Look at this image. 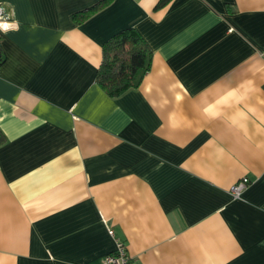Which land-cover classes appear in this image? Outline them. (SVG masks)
<instances>
[{
    "label": "crops",
    "instance_id": "1",
    "mask_svg": "<svg viewBox=\"0 0 264 264\" xmlns=\"http://www.w3.org/2000/svg\"><path fill=\"white\" fill-rule=\"evenodd\" d=\"M158 2L0 0V264H99L108 229L132 264H264V0ZM127 29L150 68L112 98Z\"/></svg>",
    "mask_w": 264,
    "mask_h": 264
},
{
    "label": "trees",
    "instance_id": "2",
    "mask_svg": "<svg viewBox=\"0 0 264 264\" xmlns=\"http://www.w3.org/2000/svg\"><path fill=\"white\" fill-rule=\"evenodd\" d=\"M168 1L159 0L156 7H161ZM87 15L88 13H84L75 20H83ZM4 61L5 56L0 47V66ZM150 61L151 52L139 34L133 29L121 31L102 46V60L97 70L96 82L110 97H119L139 85L150 68Z\"/></svg>",
    "mask_w": 264,
    "mask_h": 264
},
{
    "label": "built area",
    "instance_id": "3",
    "mask_svg": "<svg viewBox=\"0 0 264 264\" xmlns=\"http://www.w3.org/2000/svg\"><path fill=\"white\" fill-rule=\"evenodd\" d=\"M0 25H8V27H0V31H7L15 27V23L11 18L9 11L5 9V6L0 3ZM249 180L247 177H243L234 183L229 188V195L233 199H240L243 191L247 188ZM110 237L114 241V250L107 254L99 264H132L131 259L126 252V247L123 241L115 238L112 229L107 230Z\"/></svg>",
    "mask_w": 264,
    "mask_h": 264
},
{
    "label": "snow or ice",
    "instance_id": "4",
    "mask_svg": "<svg viewBox=\"0 0 264 264\" xmlns=\"http://www.w3.org/2000/svg\"><path fill=\"white\" fill-rule=\"evenodd\" d=\"M0 27H5L6 28V27H8V25H0Z\"/></svg>",
    "mask_w": 264,
    "mask_h": 264
}]
</instances>
